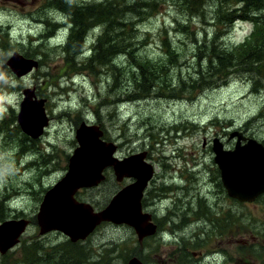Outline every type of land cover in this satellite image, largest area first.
Masks as SVG:
<instances>
[{
	"label": "rangeland",
	"instance_id": "1",
	"mask_svg": "<svg viewBox=\"0 0 264 264\" xmlns=\"http://www.w3.org/2000/svg\"><path fill=\"white\" fill-rule=\"evenodd\" d=\"M153 1L157 13L140 26L133 53L156 60L165 58L163 47L175 54L183 51L184 56L178 58L181 65L176 66L179 71L184 65L198 66L195 52L199 41L212 44L213 38L219 36L218 44L231 49L247 42L257 31L254 23L241 19L216 26L220 10L229 13L242 7H221L228 0ZM45 4V0H0V37L4 33L9 36V42H4L6 38L0 46V105L7 107H0V120L10 116L9 109L13 110L16 117L10 128L15 131L10 134L21 131L27 138L25 142L11 138L6 127L0 134V215L5 221L31 223L16 248L0 253V264H37L52 254L47 251L53 252L58 246L66 249L69 264H125L134 255H139L145 264H199L194 253L205 247L198 242L199 236L208 240L206 249L212 251L207 261L264 264V195L250 204L228 197L212 151L215 139L233 149L237 138L230 139V135L234 132L264 144V73L238 72L226 85L192 95L168 98V94H158L133 100L135 94L129 86L133 80L125 75L122 78L128 80L120 79L118 88L117 80L116 87L108 86L100 67L96 74L92 67L82 71L83 75L69 78L63 71L67 55L56 47L59 41H66L68 33L60 31L51 41L41 36L47 22H62L63 14ZM258 14L257 33L264 29V14ZM95 31L93 40L101 35L99 28ZM30 42H35L34 47L49 44L46 58L29 54L25 46ZM15 52L25 59L38 60V69L17 77L7 65ZM77 59L85 61L84 56ZM124 66L129 68L126 62L112 74L120 76ZM27 88L46 101L49 125L37 139L25 134L17 122L23 90ZM84 122L100 125L105 140L122 146V156L149 150L153 159L160 161L159 175L149 188L154 191L153 198L146 197L144 202L145 211L153 215L159 231L144 240L142 246L134 229L127 225L103 224L78 243H72L61 232L40 234L37 218L43 196L66 175L69 159L78 146L76 131ZM158 156H162V162ZM111 175L108 173L109 179L99 187L82 190L78 198L98 210L104 208L114 195ZM162 182L177 188L172 187V192L163 189L159 187ZM181 213L185 214L183 225ZM215 235L220 239H214ZM218 240H222L221 245ZM185 247L191 253L181 250ZM76 248L80 258H73ZM221 248L227 255L220 252Z\"/></svg>",
	"mask_w": 264,
	"mask_h": 264
},
{
	"label": "trees",
	"instance_id": "2",
	"mask_svg": "<svg viewBox=\"0 0 264 264\" xmlns=\"http://www.w3.org/2000/svg\"><path fill=\"white\" fill-rule=\"evenodd\" d=\"M45 3V7L48 9L63 14V19L66 22L49 20L47 24L45 23L46 29L41 36L51 39L60 33L62 27H69L64 45L56 46L60 47L59 50L63 55H67L63 71L69 78L71 79L73 75H83L82 71L92 67H94L93 73L96 74L100 67L106 75L108 86L111 88L112 85L116 87L114 80H117V88L121 85L120 79L133 80L129 82V86L132 87L135 94L133 100L153 98V95L158 94H168V98L178 97V95H192L195 92H204L210 88L226 85L238 72L264 73V29H259L260 32L257 33L258 28H260L258 13L264 14V0H228L224 2L221 7H224L223 5L232 7L239 4L242 7L234 8L229 13L220 10L216 22L217 27L222 25L223 21L226 25H230L237 19H241L254 23L257 31L247 42L231 49L223 48L218 44L221 39L219 36L213 38L212 44L203 42V40L199 41L200 46L195 52L196 59H199L197 61L198 66L190 68L184 65L185 67L183 66L180 71L176 66L181 65L178 58L179 55L184 56L183 51L179 50L180 54H175L163 47L165 58L156 60L133 53L132 47L139 35L140 26L157 13V6L153 0H103L96 3H81L74 0H45ZM190 9H188L189 12H191ZM191 18L193 19L194 16ZM97 28L100 29L101 35L93 40L91 35L96 32ZM3 35V38L0 37V46L6 38L7 41L4 42H9L8 33ZM33 43L35 42H30L28 46H25L26 51L42 59L46 58L45 50L50 49V45L41 44L34 47ZM6 46L8 45H3V48ZM71 55L75 59L78 56H84L85 61L72 60ZM124 59H126L125 62ZM87 62L88 65L86 66L85 63ZM126 62L129 68L124 66L125 69L122 70L120 76L112 74V72H119L121 70L120 65ZM123 75L129 78L123 79ZM0 107L5 106L1 105ZM7 114L10 116L0 120V134L4 133L3 127H6L5 130L11 138L18 137L17 139L25 142L27 138L21 131L18 135L10 134L15 131L10 128V122L13 120V116L16 117V113L9 109ZM16 129L19 130V126ZM4 221L5 217L0 215V223ZM31 252L36 253L33 250ZM47 253L52 254L37 264H69L67 260L69 258L66 256L64 247L58 246L55 251H47ZM72 254L73 258H80L78 248L73 250ZM134 256L139 258V255ZM32 262L36 263V261ZM77 264L79 263L77 262Z\"/></svg>",
	"mask_w": 264,
	"mask_h": 264
},
{
	"label": "water",
	"instance_id": "3",
	"mask_svg": "<svg viewBox=\"0 0 264 264\" xmlns=\"http://www.w3.org/2000/svg\"><path fill=\"white\" fill-rule=\"evenodd\" d=\"M7 65L17 77H23L38 69L39 62L15 52ZM23 96L18 124L31 138H40L49 125L46 101L38 99L34 89H25ZM235 137L234 149H226L219 139L214 140V162L228 196L240 203H253L264 195V145L247 139L241 132L230 135V139ZM76 141L78 147L69 160L67 174L46 193L40 206L41 234L61 232L76 243L86 240L103 222H109L133 227L140 242L153 236L157 225L152 223V216L144 212L141 203L154 172L153 167L144 162L145 153L122 160L116 158L117 146L104 140V131L98 125L81 124L76 131ZM109 167L114 168L118 181L134 177L137 182L114 196L105 209L95 212L91 205L79 202L75 196L82 188L99 186ZM27 225L26 220H10L0 225L1 254L18 244ZM126 264L144 263L133 257Z\"/></svg>",
	"mask_w": 264,
	"mask_h": 264
},
{
	"label": "flooded vegetation",
	"instance_id": "4",
	"mask_svg": "<svg viewBox=\"0 0 264 264\" xmlns=\"http://www.w3.org/2000/svg\"><path fill=\"white\" fill-rule=\"evenodd\" d=\"M121 145L120 144H117V151H116V154H115V156H116V158L118 157L120 160H122V159H124V158H126L125 156H122V151H121ZM146 151V152H145ZM144 152H142V153H145V155H146V157L144 158V162L145 163H147V164H149V165H152L153 166V170H154V172H153V176H152V178L150 179V181L148 182V185H147V187L145 188V190H144V192H143V197H142V200H141V203H142V207H143V210H144V202H145V199H146V197H148V199H152L153 198V192H150L149 191V188H150V186L151 185H153L155 182H156V177L159 175V173H158V171H159V165H160V161H158V160H155V159H153V156L150 154V152H149V150H145ZM149 152V153H148ZM139 153H141V152H139ZM139 153H136V154H139ZM136 154H133V155H136ZM132 156V155H131ZM129 157V156H128ZM158 157H160V156H158ZM160 159H161V162H162V156L160 157ZM111 172H112V174H113V179H114V184H115V188H114V195L113 196H116L119 192H121L124 188H126L127 186H130V185H132V184H134V183H136L137 182V179L136 178H134V177H124L123 179H122V181H118L117 180V176H116V174H115V171H114V168H108V169H106L105 170V172H104V175H105V180H104V182L105 181H107L108 179H109V176H108V173H109V175L111 174ZM160 179V178H159ZM213 181V184H215V180H212ZM103 182V183H104ZM159 183V182H158ZM159 187H161V188H163V189H166V190H170L171 192L173 191V189H172V187H175V188H177V186L176 185H174V186H168V185H166L165 184V182H162L161 184H159ZM82 190H87V189H81V190H79L77 193H76V199L79 201V202H83V201H81L79 198H78V194L82 191ZM85 203H87V204H90V205H92L91 203H88V202H85ZM93 206V208H94V210L95 211H99L98 209H96V207L94 206V205H92ZM103 209V208H102ZM194 213H195V215L196 216H198V213L196 212V211H194ZM179 218L182 220V225L183 224H185L186 223V220H185V214H183V213H181L180 215H179ZM152 220H153V222H154V218H153V215H152ZM155 223V222H154ZM31 224V223H30ZM37 224H38V220H37ZM156 224V223H155ZM157 225V224H156ZM38 226H39V224H38ZM115 226H117V224L115 225ZM158 226V225H157ZM39 230H40V228H39ZM97 231V230H96ZM95 231V232H96ZM217 234V233H216ZM221 235L223 234V233H220ZM203 235H205V236H209V233H203ZM214 239H220V235H219V238H216V235L214 236ZM223 240V239H222ZM222 240H218V245H221L222 244ZM198 242H200L201 243V245H205V247L203 248V249H201L199 252H198V254L197 253H194V256L196 255V258H199V264H215V261H207L206 259L208 258V257H210L211 256V254H212V251H209V249H206V247L208 246V244H209V242H208V240H206V239H203L201 236H199V241ZM185 254L187 253H191V250H190V248L189 247H185V248H182L181 249ZM223 251L225 252V254L227 255V251H226V249H224V248H221V251L220 252H222L223 253ZM116 253H117V249H116ZM216 253H218V255H219V252H216ZM224 261V260H223ZM223 261L221 262V264L223 263ZM186 264V263H185Z\"/></svg>",
	"mask_w": 264,
	"mask_h": 264
},
{
	"label": "bare ground",
	"instance_id": "5",
	"mask_svg": "<svg viewBox=\"0 0 264 264\" xmlns=\"http://www.w3.org/2000/svg\"><path fill=\"white\" fill-rule=\"evenodd\" d=\"M84 51V50H83ZM93 57V56H92ZM137 99V98H136Z\"/></svg>",
	"mask_w": 264,
	"mask_h": 264
}]
</instances>
